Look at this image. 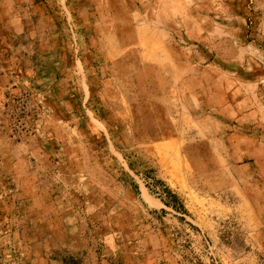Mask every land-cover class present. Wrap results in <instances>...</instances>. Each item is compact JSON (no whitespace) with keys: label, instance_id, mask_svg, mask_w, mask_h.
I'll use <instances>...</instances> for the list:
<instances>
[{"label":"rangeland","instance_id":"1","mask_svg":"<svg viewBox=\"0 0 264 264\" xmlns=\"http://www.w3.org/2000/svg\"><path fill=\"white\" fill-rule=\"evenodd\" d=\"M214 1L0 0V264H264V0Z\"/></svg>","mask_w":264,"mask_h":264},{"label":"crops","instance_id":"2","mask_svg":"<svg viewBox=\"0 0 264 264\" xmlns=\"http://www.w3.org/2000/svg\"><path fill=\"white\" fill-rule=\"evenodd\" d=\"M92 3L93 8H97L99 6L100 1L103 0H90ZM150 1V0H149ZM202 1L203 0H174L175 5L179 4L180 7H176L178 11L180 12V16L182 17L181 19V25L182 29L185 30L186 32L190 33H199V32H204L206 30L208 31H220V30H227V27H224L220 25L219 23L212 21L211 29H207L204 25V19H201L202 16H204V12L202 10L196 9L198 6H202ZM216 1V0H215ZM214 1V2H215ZM221 1V0H220ZM105 6L108 5V0H104ZM197 4H194V3ZM86 7L85 9L92 8L89 6V4H85ZM109 6V5H108ZM176 9V10H177ZM222 15L227 14V11H221ZM219 12V13H220ZM237 14V12L235 13ZM238 15H241L238 13ZM161 30H166L162 29ZM241 30V29H240ZM259 81H264V75H259L256 80ZM253 81V85H257ZM155 201V200H154ZM157 203V201H155ZM157 204H160L159 202ZM154 233V234H153ZM150 234V235H149ZM160 237L159 233L152 232V233H147L146 235H143L142 237L139 238V243L137 245V249L135 251H131L129 257L126 259L127 264L131 263H136L138 261H145V264H154V262H149L148 260L151 259L152 257L155 258L158 256V253L160 251ZM106 242H108V245H111V242H113L114 245V237H111L110 239L108 236L106 237ZM155 261V259H153Z\"/></svg>","mask_w":264,"mask_h":264}]
</instances>
